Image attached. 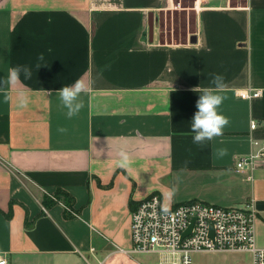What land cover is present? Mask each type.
<instances>
[{
	"label": "crops",
	"instance_id": "crops-1",
	"mask_svg": "<svg viewBox=\"0 0 264 264\" xmlns=\"http://www.w3.org/2000/svg\"><path fill=\"white\" fill-rule=\"evenodd\" d=\"M174 2L0 0V78L15 65L33 71L31 79L0 83V256L9 264L134 259L130 213L152 193L166 208L248 203L264 247V158L235 167L264 145V0H208L194 8L187 39L161 41L160 16ZM40 53L47 65L37 69ZM217 73L219 89L209 75ZM78 78L89 92L68 117L58 89ZM197 86L222 95L218 111L228 120L203 144L190 127ZM251 88L260 95L240 97ZM17 89L28 93L26 107L17 106ZM121 150L126 168L116 164ZM56 190L71 196L69 207L49 203Z\"/></svg>",
	"mask_w": 264,
	"mask_h": 264
},
{
	"label": "built area",
	"instance_id": "built-area-1",
	"mask_svg": "<svg viewBox=\"0 0 264 264\" xmlns=\"http://www.w3.org/2000/svg\"><path fill=\"white\" fill-rule=\"evenodd\" d=\"M206 3L208 0H194L193 8ZM260 93L261 90L251 88L239 95L250 99ZM255 126L252 120L250 128ZM257 158H264V145L239 158L235 167L245 171ZM256 219L257 212L248 203L243 207H223L191 200L166 208L160 196L152 193L130 213L131 247L127 252L164 254L167 264H196L192 254L199 252L248 253L250 264H264V247L257 245L255 239ZM190 223L189 233L182 236ZM0 264H9L7 257L0 256Z\"/></svg>",
	"mask_w": 264,
	"mask_h": 264
},
{
	"label": "clouds",
	"instance_id": "clouds-1",
	"mask_svg": "<svg viewBox=\"0 0 264 264\" xmlns=\"http://www.w3.org/2000/svg\"><path fill=\"white\" fill-rule=\"evenodd\" d=\"M42 65H47L44 53H40L37 57L36 68L39 69ZM108 66L105 65L101 68L97 75H103V71ZM21 74L24 79H31L33 75L32 67L30 65H15L8 71L7 78H0V83L7 84L9 86L14 85L20 80ZM212 84L215 89H219L222 86V76L220 74H209ZM90 85L85 80L78 78L71 84H65L58 89V95L63 107L67 109V116L72 117L77 114L83 107L81 100L82 94L89 92ZM212 87H195L193 91L199 93V97L196 101V108L191 119V130L194 133L192 139L194 143L203 144L206 141L211 140L213 137L222 135L224 126L228 123L227 117L218 111V107L223 101L222 95L218 93ZM16 104L18 107H26L29 103L28 93L23 89H17L15 92ZM222 154V153H221ZM120 159L116 160V164L119 167L126 168L130 164L128 154L121 150L119 153ZM165 197L171 199L174 195V191H168L164 193Z\"/></svg>",
	"mask_w": 264,
	"mask_h": 264
},
{
	"label": "rangeland",
	"instance_id": "rangeland-1",
	"mask_svg": "<svg viewBox=\"0 0 264 264\" xmlns=\"http://www.w3.org/2000/svg\"><path fill=\"white\" fill-rule=\"evenodd\" d=\"M174 1L171 8L163 11L160 16L161 41H183L194 30L196 11L193 8V0ZM231 3H235V0H231ZM132 257L134 259L118 253L106 264H167L166 255L160 253H136ZM192 260L196 264H250L248 253L199 252L192 254Z\"/></svg>",
	"mask_w": 264,
	"mask_h": 264
},
{
	"label": "trees",
	"instance_id": "trees-1",
	"mask_svg": "<svg viewBox=\"0 0 264 264\" xmlns=\"http://www.w3.org/2000/svg\"><path fill=\"white\" fill-rule=\"evenodd\" d=\"M70 197L71 196L64 190H56L54 194L52 195V198H51L52 200L50 199L49 203H54L55 201L57 202L61 200L62 202L66 204L67 207H69L68 204H70L69 202ZM45 203H47V201ZM69 210L73 211L71 208H69Z\"/></svg>",
	"mask_w": 264,
	"mask_h": 264
},
{
	"label": "water",
	"instance_id": "water-1",
	"mask_svg": "<svg viewBox=\"0 0 264 264\" xmlns=\"http://www.w3.org/2000/svg\"><path fill=\"white\" fill-rule=\"evenodd\" d=\"M148 38L150 41H152V39H153V13L152 12L149 13V17H148ZM191 220L193 221V219H191ZM191 225H192V223H190L188 228L183 232L182 236L189 233ZM211 234H212V229H211Z\"/></svg>",
	"mask_w": 264,
	"mask_h": 264
}]
</instances>
